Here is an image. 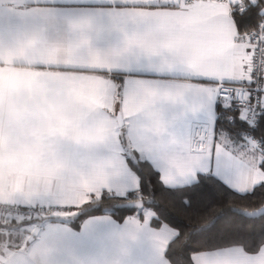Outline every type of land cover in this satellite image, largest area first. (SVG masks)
I'll return each mask as SVG.
<instances>
[{
	"label": "snow or ice",
	"instance_id": "snow-or-ice-1",
	"mask_svg": "<svg viewBox=\"0 0 264 264\" xmlns=\"http://www.w3.org/2000/svg\"><path fill=\"white\" fill-rule=\"evenodd\" d=\"M30 5L8 16L3 31L10 41L24 33L86 34L117 49L115 66L94 70L101 105L81 121L85 128L108 122V130L95 147L60 145L94 181L83 204L62 203L56 194L46 203L20 202L11 194L17 214L10 213L11 222L19 217L31 235L22 245L19 238L0 244V264H44L45 254L52 256L48 264H64L62 250L47 248L48 233H39L41 215L59 222L48 225L53 240L85 250L99 232L119 227L118 217L95 214L115 215L130 205L138 218L131 239L146 232L154 243L149 264H264V140L251 134L264 135V0L240 4L238 12L237 0ZM176 84L186 85L189 100L179 120L144 105ZM229 109L249 129L238 134L239 143L218 131ZM240 200L247 203L241 207Z\"/></svg>",
	"mask_w": 264,
	"mask_h": 264
},
{
	"label": "crops",
	"instance_id": "crops-1",
	"mask_svg": "<svg viewBox=\"0 0 264 264\" xmlns=\"http://www.w3.org/2000/svg\"><path fill=\"white\" fill-rule=\"evenodd\" d=\"M242 1L249 0H237V4ZM26 5L31 6L30 0H0V204L15 205L11 194L20 202L44 198L46 203L56 194L62 203L82 204L90 199L94 181L87 170L74 167L60 145L87 148L101 144L108 122H94L85 128L81 121L85 112L101 105L98 88L102 81L94 70L115 66L117 49L86 34L44 37L24 33L10 41L3 31L8 16ZM185 88L176 84L158 90L143 103L162 114L168 111L169 120H179L180 112L189 104ZM165 131H172L168 122ZM219 132L239 143L238 138ZM134 218L136 214L117 221L119 227L97 234L96 244L75 251L52 239L48 225L58 221L40 219L38 225L39 233H48L47 248L62 250L64 264H149L154 243L146 232L137 233L135 241L131 239ZM12 229L9 243L19 238L22 245L31 235L30 225L17 228L14 224ZM122 236L126 244H121ZM41 259L48 264L52 256L45 254Z\"/></svg>",
	"mask_w": 264,
	"mask_h": 264
},
{
	"label": "trees",
	"instance_id": "trees-1",
	"mask_svg": "<svg viewBox=\"0 0 264 264\" xmlns=\"http://www.w3.org/2000/svg\"><path fill=\"white\" fill-rule=\"evenodd\" d=\"M248 2L249 1H245V2H243V4H247ZM240 4H242V3H240ZM240 4L239 3L237 4V8L234 9V11L238 12V8H239ZM234 20H235V18H234ZM254 25H255V22H253L252 25H248V27L251 28ZM236 26H237L239 31H244V28H242L239 24H237ZM239 119L240 118L236 115L235 111H233L231 109L226 110L224 112V126L222 128H219L218 131H225L231 137L236 138V139L239 138L238 134L243 135V134L248 133L249 129L247 128L245 122L240 121ZM251 134L257 136V138H260V139L264 140V135H262L260 132L251 133ZM237 203L242 207L243 205H245L247 203V201L240 200ZM129 209L130 210H128V211H125V212H122V213H117L115 215L113 213L107 211V210H105L106 213L100 212V213H96L95 215H109V216L113 217L114 219L118 217L120 219L119 221H122V220L126 219L128 216L136 214L134 209H132V208H129ZM224 211L227 212V211H231V210H229L228 208H225ZM40 219H43V218L40 217ZM51 220H53V219H51ZM19 225H24V224L19 223L17 225V227ZM8 226H9V228H12V226H14V225H11V226L8 225ZM76 227L78 229L79 228V224H77ZM1 229H3V227L0 228V230ZM0 236H2V239H0V243H2L4 241V234L1 233V231H0ZM234 242L237 243V244L246 243V241H244L242 239H239V238H237Z\"/></svg>",
	"mask_w": 264,
	"mask_h": 264
},
{
	"label": "rangeland",
	"instance_id": "rangeland-1",
	"mask_svg": "<svg viewBox=\"0 0 264 264\" xmlns=\"http://www.w3.org/2000/svg\"><path fill=\"white\" fill-rule=\"evenodd\" d=\"M243 2L244 1H242V2H240V3H242L243 4ZM10 209H12V207H10ZM10 209H8V210H5V211H3V212H1L0 213V223L2 224V225H5V227H3V229H1L0 231H1V233H3L4 234V241L3 242H6L7 240H8V238H7V236H8V233H10V231L11 230H13L12 228H9V226L8 225H14V224H16V225H18L19 223H20V218L18 217L17 218V220H16V222L13 224L12 222H11V215H13L10 211ZM10 213H11V215H10ZM14 215H17V214H14ZM35 215V214H34ZM41 218H43V219H45L46 217H44L43 215H41L40 216ZM24 225H27V224H24ZM24 225H19L17 228H19V227H22V226H24ZM2 242V243H3ZM1 243V244H2Z\"/></svg>",
	"mask_w": 264,
	"mask_h": 264
},
{
	"label": "built area",
	"instance_id": "built-area-1",
	"mask_svg": "<svg viewBox=\"0 0 264 264\" xmlns=\"http://www.w3.org/2000/svg\"><path fill=\"white\" fill-rule=\"evenodd\" d=\"M10 207H12V209H10ZM8 209L11 210L10 212L13 215L16 214V212H15V205H2V204H0V213L3 212V211H5V210H8Z\"/></svg>",
	"mask_w": 264,
	"mask_h": 264
},
{
	"label": "water",
	"instance_id": "water-1",
	"mask_svg": "<svg viewBox=\"0 0 264 264\" xmlns=\"http://www.w3.org/2000/svg\"><path fill=\"white\" fill-rule=\"evenodd\" d=\"M129 208H131V205L129 206Z\"/></svg>",
	"mask_w": 264,
	"mask_h": 264
}]
</instances>
